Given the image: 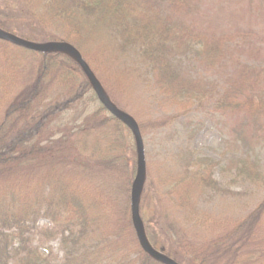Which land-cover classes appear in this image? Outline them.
Listing matches in <instances>:
<instances>
[{
  "label": "trees",
  "instance_id": "trees-1",
  "mask_svg": "<svg viewBox=\"0 0 264 264\" xmlns=\"http://www.w3.org/2000/svg\"><path fill=\"white\" fill-rule=\"evenodd\" d=\"M207 2L9 0L0 5V29L30 42L76 49L108 101L135 121L142 138L165 123L128 113L111 88L124 94L151 86L178 115L217 94L215 111L237 123V140L262 144L264 65L243 62L231 35L196 22ZM191 57L208 71L228 73L221 92L185 69L183 60ZM0 67V85L3 79L20 84L5 105L0 93V264H52L43 247L33 246L36 233L47 243L60 236L61 264H163L142 249L133 228V133L101 105L82 67L67 54L34 53L1 39ZM218 166L189 151L154 165V196L169 201L178 215L196 214L197 222L183 219L187 224H172L168 233L149 222L147 169L139 204L146 238L177 264H264V199L250 212L245 206L229 216L224 227L210 221L197 227L200 211L206 209L205 215L217 198L233 203L245 197L213 179ZM228 171L264 185L257 157L234 158ZM41 220L54 228L39 232Z\"/></svg>",
  "mask_w": 264,
  "mask_h": 264
},
{
  "label": "rangeland",
  "instance_id": "rangeland-1",
  "mask_svg": "<svg viewBox=\"0 0 264 264\" xmlns=\"http://www.w3.org/2000/svg\"><path fill=\"white\" fill-rule=\"evenodd\" d=\"M8 1L0 0V5L4 6ZM209 3L207 2L201 12L196 15V22L203 27L218 28L217 30L231 35L230 38L233 39L231 46L237 47L238 55L242 57L243 62L250 66L264 65V0H254L252 5H250L249 0H211V4ZM250 8H254L251 14L248 11ZM21 29H23L22 33L26 35L30 33L25 28ZM16 35L19 37V32ZM45 37L49 36L45 33ZM23 57L25 62L31 59L29 54H24ZM183 61L185 69L195 77L215 83L218 87V93L223 90L227 72L223 70L208 71L194 57ZM2 82L5 85H0V93L3 98L1 104L5 105L6 102L17 96L20 84L10 80H7L6 83L4 79ZM56 90L55 87L50 90L49 96L54 94ZM111 93L116 102L121 104L128 113L132 114L134 111H139L144 118L142 120H157L165 123V127L150 132L151 134L149 133L143 138L148 169L145 206L150 208L148 212V215L150 214L149 222L153 228L168 233V228L172 224L177 226L187 224L183 219L189 218L196 221L193 217L196 214H189L188 211H185L178 215L169 201L154 196L156 177L154 165L170 163L174 157L182 152H193L194 157L208 158L219 163L213 179L224 190L245 194V197L233 203L223 198H217L214 204L212 203L207 209L209 215L207 212L202 215L206 209L200 211L198 228L208 221L217 228L218 226L224 227L229 216L238 215L241 210H245V206L246 210L250 212L264 199V185L252 184L237 177L236 172L228 171V164L234 158H242L245 154L257 157L261 161L264 171V142L260 144L255 139L250 138L244 145L242 141L237 140L235 134L237 123L223 118L221 114L215 111L214 104L219 98L217 94L203 101L201 105L194 106L187 113L178 115L180 111L163 104L162 98L151 86L143 85L136 91L133 90L124 94L111 88ZM70 107H76V104L72 103ZM69 113L68 120H71L76 111ZM245 133L247 134V132ZM154 214L155 216L158 214L159 218L154 219ZM38 228L40 232L43 229H53L54 225L47 220H41ZM33 246L43 247L42 251L45 252V257L52 264L62 263L64 253L60 245V236L55 239L51 238L47 243L36 233ZM176 254L180 256L177 251ZM183 263L188 264L185 260Z\"/></svg>",
  "mask_w": 264,
  "mask_h": 264
},
{
  "label": "water",
  "instance_id": "water-1",
  "mask_svg": "<svg viewBox=\"0 0 264 264\" xmlns=\"http://www.w3.org/2000/svg\"><path fill=\"white\" fill-rule=\"evenodd\" d=\"M0 39L12 45H15L19 48H23L25 50L34 53L59 52V53L67 54L70 57H72L82 67L86 77L88 78L92 87L94 88L101 105L107 110V112L112 117H114L119 122L127 126L133 133V138L137 150V173L131 188L130 207H131L133 228L136 233L137 239L140 243V246L149 256H151L152 258L156 259L157 261L163 264H177L173 260L168 258L166 255L155 251L152 248V246L149 244L146 235L144 233L143 223L140 217L139 204L144 188V182L147 171V162H146V154H145L143 138L135 121L128 114L114 107L108 101L99 82L96 80L91 70L83 60L82 56L76 49L63 43L39 44V43L30 42L20 37H16L14 35L8 34L2 31L1 29H0Z\"/></svg>",
  "mask_w": 264,
  "mask_h": 264
}]
</instances>
